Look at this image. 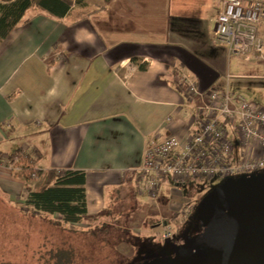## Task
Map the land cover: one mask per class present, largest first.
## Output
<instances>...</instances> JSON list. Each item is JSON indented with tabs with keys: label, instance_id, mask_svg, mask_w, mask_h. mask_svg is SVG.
I'll use <instances>...</instances> for the list:
<instances>
[{
	"label": "crops",
	"instance_id": "0c3cea01",
	"mask_svg": "<svg viewBox=\"0 0 264 264\" xmlns=\"http://www.w3.org/2000/svg\"><path fill=\"white\" fill-rule=\"evenodd\" d=\"M81 1L62 18L30 8L0 38V162L26 152L41 170H81L94 221L131 202L146 218L150 198L133 190L143 149L192 129L175 77L202 90L229 86L232 76L264 80V60L245 61L247 72L224 46L209 53L222 0ZM258 33L264 41V14ZM168 115L175 122L165 128ZM23 185L0 163L2 198L23 199Z\"/></svg>",
	"mask_w": 264,
	"mask_h": 264
},
{
	"label": "built area",
	"instance_id": "2783aa9c",
	"mask_svg": "<svg viewBox=\"0 0 264 264\" xmlns=\"http://www.w3.org/2000/svg\"><path fill=\"white\" fill-rule=\"evenodd\" d=\"M263 14L264 0H222L212 44L224 45L228 55L244 61L252 57L264 60V41L258 33ZM175 82L186 96L185 106L193 109L194 126L180 135L148 141L133 172L134 186L140 194L157 200L168 181H209L264 168V108L233 93L227 84L202 90L194 79L184 75H177ZM195 97H199L198 102ZM174 122L168 115L165 128ZM23 153L4 157L0 163L17 171ZM162 225L160 238L169 239L170 225L166 220Z\"/></svg>",
	"mask_w": 264,
	"mask_h": 264
},
{
	"label": "rangeland",
	"instance_id": "374dc122",
	"mask_svg": "<svg viewBox=\"0 0 264 264\" xmlns=\"http://www.w3.org/2000/svg\"><path fill=\"white\" fill-rule=\"evenodd\" d=\"M223 46L215 45L209 53L220 52L219 47ZM228 58L232 66L239 63L243 71L251 72L244 70L247 62L231 55ZM228 87L264 108V80L232 76ZM189 116L187 124L193 127ZM262 176L264 168L209 181L165 183L159 198L147 203L146 218L137 216L140 208L131 202L130 207H109L104 211L108 215L106 220L85 219L74 229L55 214L36 215L27 211L21 197L8 201L0 196V264H55L68 258V264H136L173 248L169 245L165 249L160 238L164 220L171 233L179 237L189 227L187 218L197 212L199 205L232 185ZM38 183V179L31 181L34 186ZM133 190L137 196L142 195L134 185Z\"/></svg>",
	"mask_w": 264,
	"mask_h": 264
},
{
	"label": "water",
	"instance_id": "95a60500",
	"mask_svg": "<svg viewBox=\"0 0 264 264\" xmlns=\"http://www.w3.org/2000/svg\"><path fill=\"white\" fill-rule=\"evenodd\" d=\"M194 215L207 224L204 252L186 256L183 251L175 262L264 264V176L216 193Z\"/></svg>",
	"mask_w": 264,
	"mask_h": 264
},
{
	"label": "trees",
	"instance_id": "16d2710c",
	"mask_svg": "<svg viewBox=\"0 0 264 264\" xmlns=\"http://www.w3.org/2000/svg\"><path fill=\"white\" fill-rule=\"evenodd\" d=\"M75 2L82 3L81 0ZM71 3L72 0H0V38L7 37L30 8L62 18L68 14ZM139 67L143 69L144 64H139ZM36 161L29 153H23L19 169L13 171L24 182L23 203L26 210L36 215L55 214L72 229L85 218L95 220L96 216L89 217L86 211L84 172L72 168L41 170L36 167ZM34 179L39 180L35 186L31 184ZM59 261L55 264L63 262ZM68 262L69 258L62 264Z\"/></svg>",
	"mask_w": 264,
	"mask_h": 264
},
{
	"label": "flooded vegetation",
	"instance_id": "af4514ba",
	"mask_svg": "<svg viewBox=\"0 0 264 264\" xmlns=\"http://www.w3.org/2000/svg\"><path fill=\"white\" fill-rule=\"evenodd\" d=\"M187 225L189 227H187L183 235L181 234L178 237V235L174 233L169 238L170 241L165 243V249H169V245L171 248L173 246L171 250L159 255L151 256L148 259L140 261L136 264H183V259L175 262L177 256H179L183 251H185L186 256L203 254V240L207 224L202 222L193 214L192 217L187 218L186 226Z\"/></svg>",
	"mask_w": 264,
	"mask_h": 264
}]
</instances>
